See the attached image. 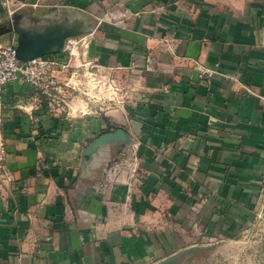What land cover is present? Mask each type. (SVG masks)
<instances>
[{
  "label": "crops",
  "instance_id": "1",
  "mask_svg": "<svg viewBox=\"0 0 264 264\" xmlns=\"http://www.w3.org/2000/svg\"><path fill=\"white\" fill-rule=\"evenodd\" d=\"M16 1L0 46L73 34L47 97L4 90L0 264H158L195 222L243 236L264 210V0Z\"/></svg>",
  "mask_w": 264,
  "mask_h": 264
},
{
  "label": "rangeland",
  "instance_id": "2",
  "mask_svg": "<svg viewBox=\"0 0 264 264\" xmlns=\"http://www.w3.org/2000/svg\"><path fill=\"white\" fill-rule=\"evenodd\" d=\"M88 71L92 73L85 85L89 91L95 89L97 98L105 103L109 98L116 97L118 88L114 90L115 86H111L103 69L92 66ZM108 89L115 92L108 96ZM117 157L112 159L109 166L113 161L121 160V156ZM125 159L127 162L129 155ZM194 227L195 234L190 235V238H182L177 251L164 257L163 260H168L164 264H264V210L254 223L245 227L243 236L232 239L210 236L207 229L205 231L206 227L198 222H195ZM184 231L182 233L187 234V229Z\"/></svg>",
  "mask_w": 264,
  "mask_h": 264
},
{
  "label": "built area",
  "instance_id": "3",
  "mask_svg": "<svg viewBox=\"0 0 264 264\" xmlns=\"http://www.w3.org/2000/svg\"><path fill=\"white\" fill-rule=\"evenodd\" d=\"M0 2L10 10L16 5L17 1L0 0ZM14 47L13 44L0 46V113L5 105L4 90L6 85L21 79L31 86L35 101L40 102L55 87L54 73L59 66H63L51 54L21 61L17 59ZM6 155L7 148L3 139L2 122L0 120V179L10 177L6 167ZM127 165H129L128 168ZM128 170L133 172L134 168L122 158L120 161H113L108 168L107 178L119 180Z\"/></svg>",
  "mask_w": 264,
  "mask_h": 264
},
{
  "label": "water",
  "instance_id": "4",
  "mask_svg": "<svg viewBox=\"0 0 264 264\" xmlns=\"http://www.w3.org/2000/svg\"><path fill=\"white\" fill-rule=\"evenodd\" d=\"M72 34L71 31L67 30L55 33L53 29H48L45 34L37 35L25 34L23 31H19L14 47L15 55L21 61H28L54 51L58 52L62 48L64 40ZM167 261L163 260L158 264H164Z\"/></svg>",
  "mask_w": 264,
  "mask_h": 264
}]
</instances>
